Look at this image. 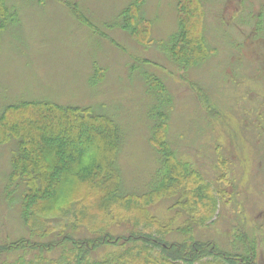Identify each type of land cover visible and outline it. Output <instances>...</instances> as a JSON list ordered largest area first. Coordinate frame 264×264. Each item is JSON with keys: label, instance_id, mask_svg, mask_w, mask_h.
<instances>
[{"label": "rangeland", "instance_id": "obj_1", "mask_svg": "<svg viewBox=\"0 0 264 264\" xmlns=\"http://www.w3.org/2000/svg\"><path fill=\"white\" fill-rule=\"evenodd\" d=\"M135 1L5 0L15 16L0 34V113L23 101H48L110 116L121 133L120 192L136 195L159 180L161 156L149 140L159 118L153 115L168 113L166 140L176 159L200 173L218 204L211 224L198 222L199 209L174 207L175 198L151 204V215L173 219L164 240H211L243 254L239 233H246L264 264V0H200L210 52L187 69L166 51L179 30L177 1L142 0L149 24L142 40L120 27L123 9ZM151 79L159 80L156 87ZM13 149V140L0 144V243L43 240L20 218L25 189L9 183ZM188 214L198 224L184 233Z\"/></svg>", "mask_w": 264, "mask_h": 264}, {"label": "trees", "instance_id": "obj_2", "mask_svg": "<svg viewBox=\"0 0 264 264\" xmlns=\"http://www.w3.org/2000/svg\"><path fill=\"white\" fill-rule=\"evenodd\" d=\"M176 1L179 30L166 51L170 61L187 69L210 52L204 11L200 0ZM142 2L121 13V29L138 40L149 32ZM69 7L77 20L94 29L75 4ZM14 16L0 0V34ZM158 83L151 79L153 87ZM153 116L159 118L149 141L161 156V172L148 192L136 195L120 192L116 161L121 133L110 116L48 101L6 106L0 113V144L14 141L9 183L23 184L20 218L32 236L43 240L22 237L0 243V257L16 256L0 264H260L255 240L246 233H239L243 254L229 253L211 240H164L173 219L151 215V204L166 197L175 198L173 206L183 212L199 209L196 216L188 214L189 225L180 228L185 233L198 224L193 216L200 224H211L218 200L198 171L176 159L166 140L168 113ZM49 218L58 224L51 226ZM114 227L129 230H109Z\"/></svg>", "mask_w": 264, "mask_h": 264}]
</instances>
